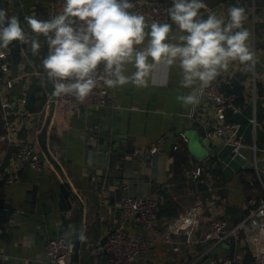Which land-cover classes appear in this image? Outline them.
<instances>
[{"label":"crops","instance_id":"0c3cea01","mask_svg":"<svg viewBox=\"0 0 264 264\" xmlns=\"http://www.w3.org/2000/svg\"><path fill=\"white\" fill-rule=\"evenodd\" d=\"M159 1L172 6V0ZM204 2L207 8L200 10L204 19L215 13L228 20L227 11L232 6H242L246 11L244 27L251 33L249 42L258 63L251 72L234 61L220 76L222 86L241 83L245 87L242 112H229L227 117L241 124L240 133L245 137L241 152L254 168L234 173L228 180L218 160H212L214 155L201 160L191 151L190 135L207 141V131L216 119L212 104L204 97L196 106L177 101L178 95L190 91L180 86L178 62L172 66L154 64L144 86L129 83L114 87L106 106H46L54 89L41 63L48 52L44 37L39 38L37 55L32 54L30 45H24L18 63L10 44L9 76L15 82L12 88L0 87V129L5 122L2 102L8 100L15 111L11 116L14 125H21V136L34 143L42 158L46 159L48 151L54 158L37 171L28 162L17 161L15 147L0 140V175L15 166L20 174L14 182L0 181V264H51L45 253L48 241L62 235L76 241L80 231L86 239L80 244L79 261L73 258L71 264H94V247L114 230L151 237L153 234L139 220L122 212L121 200L127 195L155 197L160 207L164 203L179 205L180 215L189 208L200 212L196 245H183L175 252L171 244L159 241L135 264H201L221 245L206 239L211 219L222 215L235 225L247 215L253 198L264 200V0ZM63 5L64 0H0V9L18 15L25 27V16L60 14ZM166 23L172 24L170 35L181 34L172 21ZM147 39L137 47H145ZM135 70L129 64L126 74ZM185 153L188 163L182 161ZM256 164L261 168V178ZM198 167L203 173L195 178ZM201 183L207 189L202 190ZM62 184L70 193V209L61 207ZM173 219L161 216L154 235L160 238ZM72 229L75 233L69 237L66 234ZM172 237L175 242L184 238L178 232ZM227 242L231 248L220 249L213 256L214 262L223 259L224 264H259L244 239Z\"/></svg>","mask_w":264,"mask_h":264},{"label":"clouds","instance_id":"9594fccd","mask_svg":"<svg viewBox=\"0 0 264 264\" xmlns=\"http://www.w3.org/2000/svg\"><path fill=\"white\" fill-rule=\"evenodd\" d=\"M134 7L130 0H64L62 12L46 20L25 16L30 32L18 15L0 9V49L18 41L37 55L43 36L48 52L41 63L53 85L52 97L71 96L81 104L98 81L108 88L144 86L145 76L160 62H178L180 86L190 91L176 99L185 106L198 105L204 90L234 61L254 72L258 60L249 42L251 33L244 27V7H230L225 22L215 13L207 19L201 16L200 10L207 8L204 0H172L168 14L179 35H170V23L154 20L149 25L144 15L129 11ZM146 37V46L138 48ZM4 57L0 52V59ZM129 64L136 69L131 75L126 74ZM74 233L72 229L66 235ZM78 238L86 239L83 231Z\"/></svg>","mask_w":264,"mask_h":264},{"label":"built area","instance_id":"2783aa9c","mask_svg":"<svg viewBox=\"0 0 264 264\" xmlns=\"http://www.w3.org/2000/svg\"><path fill=\"white\" fill-rule=\"evenodd\" d=\"M135 5L129 11L137 12L145 16L146 22L150 25L152 21L161 23L171 21L168 14L169 7L159 0H130ZM57 14H51L41 20H46ZM227 22V20H225ZM28 32L30 29L26 26ZM11 46L7 49H0L5 53V57L0 59V87L14 86V78L10 73V53ZM101 70L103 65L100 66ZM222 75V74H220ZM218 76L204 90L201 97L206 98L214 108L215 124L207 131L208 139L215 142L221 140L223 143H233L237 151H241L245 143V137L240 133L241 124L228 119L227 113L239 114L243 106L239 103L237 94L227 93L222 88L221 76ZM113 88H108L102 81H98L96 88L86 98L84 103H78L74 97L53 98L50 94L46 100V106L55 104L84 105L89 107H103L108 104V98ZM26 98L22 103L26 104ZM4 110V126L0 129V140L8 142L15 147V159L19 162L25 161L37 170H43L45 164L52 161L54 155L48 151L46 159L42 158L34 143L21 136V125H14L11 116L15 111L11 109L8 100L2 102ZM254 126H257V119H252ZM183 135V134H182ZM186 139V138H185ZM187 140V139H186ZM157 151V148H153ZM256 171L260 177L261 168L256 164ZM202 173V167H198L194 174L198 178ZM18 167L15 166L6 175H0V181L11 183L19 180ZM261 178V177H260ZM159 201L152 196L139 197L127 195L121 200V209L126 217L139 220L147 230L153 235L149 238H139L127 233L123 229H117L101 237L97 246L94 247V264H135L144 254H146L155 244L166 242L173 246L175 252H180L183 245L192 247L196 245L198 239L196 232L199 227L200 212L196 208H189L183 214L174 218L166 224V228L160 238L154 235L158 221ZM2 229L0 227V233ZM173 232L180 233L184 238L174 241ZM264 200L258 201L253 198L250 202L247 215L237 224L231 225L229 219L222 215L213 217L209 224V232L206 239L214 241L216 244L227 242L231 239L241 238L246 242V246L259 264H264ZM71 244V247H69ZM76 250V241L65 235L50 239L46 246V257L51 264H71Z\"/></svg>","mask_w":264,"mask_h":264},{"label":"water","instance_id":"95a60500","mask_svg":"<svg viewBox=\"0 0 264 264\" xmlns=\"http://www.w3.org/2000/svg\"><path fill=\"white\" fill-rule=\"evenodd\" d=\"M22 26L27 31L25 25L21 23ZM14 47V56L13 59L15 62L21 61V54L23 51L24 45H20L18 41H13L12 43ZM189 147L195 155H199L202 157L200 152L204 153V157H212L213 155L217 158L223 173L225 174L228 180H231L234 173H239L241 170L252 169L254 168V163L248 160L245 155L241 151H237L235 145L233 143H215L211 140L205 141L203 138L190 135L189 137ZM61 201H62V209H70L72 208V204L69 200L70 193L65 184L61 185ZM158 222V221H157ZM81 232V231H80ZM79 237V235H78ZM81 240L79 238L76 239V250H75V261H79V248H80ZM217 250L212 251V256L207 258L201 264H224L223 259H219L217 262H214L213 256L217 254L220 249L231 248V245L228 242H222L221 245L218 246Z\"/></svg>","mask_w":264,"mask_h":264},{"label":"trees","instance_id":"16d2710c","mask_svg":"<svg viewBox=\"0 0 264 264\" xmlns=\"http://www.w3.org/2000/svg\"><path fill=\"white\" fill-rule=\"evenodd\" d=\"M222 88L227 93L237 94V96L239 97V103H241V104L244 103V90H245V87L241 83H239V84L236 83V84H233V85H225V84H223ZM259 121L260 120L258 119V122ZM188 157H189L188 154L185 153L184 157H182V161L184 163H186V162L188 163V161H189ZM214 158L212 160H216L217 161L216 157H214ZM221 170H222V168H221ZM253 172H255V170H253ZM202 173H203V168H202ZM200 187H201L202 190L207 189V186L205 184H202V183L200 184ZM178 207H179V205H174L172 203H164L163 205H161V207H160V204H159L158 219L161 218V216L169 217V218H177L180 215V213L178 211Z\"/></svg>","mask_w":264,"mask_h":264},{"label":"rangeland","instance_id":"374dc122","mask_svg":"<svg viewBox=\"0 0 264 264\" xmlns=\"http://www.w3.org/2000/svg\"><path fill=\"white\" fill-rule=\"evenodd\" d=\"M200 154H201V156H202V157H200V158H201V160H202V159L204 158V155H205V154H204V153H202V152H200Z\"/></svg>","mask_w":264,"mask_h":264}]
</instances>
